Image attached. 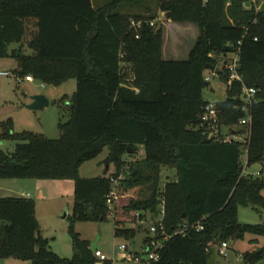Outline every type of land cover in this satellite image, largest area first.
<instances>
[{
  "label": "trees",
  "instance_id": "16d2710c",
  "mask_svg": "<svg viewBox=\"0 0 264 264\" xmlns=\"http://www.w3.org/2000/svg\"><path fill=\"white\" fill-rule=\"evenodd\" d=\"M118 1L95 8L91 0H0V57L16 60L15 74L53 86L75 81L72 95L57 102L60 117L66 116L57 123L58 138L12 133L9 120L0 132L1 139L18 142L11 153L0 151V180L73 181L68 226L73 254L61 258L50 250L33 200L7 196L0 197V260L94 264L90 244L73 231V221L105 219L110 179L121 171L124 154L139 151L141 158L128 164L121 184L126 190L149 184L150 192L129 201L126 209L138 213V220L147 213L153 217L162 199L165 232L187 226L184 235L166 240L158 261L151 264H212L210 245L245 233L264 236V225L237 222L238 207L264 210V180L242 172L244 143L206 140L191 129L210 104L201 96L205 73L222 61L217 76L226 82L228 58L237 54L242 85L255 90L248 108L246 166L264 164V9L244 10L246 0H159L157 9L164 20L198 28L186 59L164 60L162 26L155 25L156 16L130 17L114 11ZM130 20H141V27L134 29ZM150 21L151 26L146 23ZM29 32L31 38L24 40ZM11 44L17 48L9 51ZM24 48L31 54H24ZM242 85L233 81L225 89V99L213 104L225 126L244 116ZM104 148L105 162L114 164V172L79 177V167ZM161 167L175 174L160 188ZM198 224L201 230H196ZM134 232L115 223V237ZM261 257L264 248L245 252L240 264H256Z\"/></svg>",
  "mask_w": 264,
  "mask_h": 264
},
{
  "label": "rangeland",
  "instance_id": "374dc122",
  "mask_svg": "<svg viewBox=\"0 0 264 264\" xmlns=\"http://www.w3.org/2000/svg\"><path fill=\"white\" fill-rule=\"evenodd\" d=\"M110 0H91L93 7H101ZM112 1V0H111ZM159 0H120L114 11H120L130 17L134 15H155V25L162 26L161 58L183 60L186 59L190 49L193 47L198 36V28L194 23H173L164 20L162 13L158 11ZM244 10L254 11L264 9V0H246L243 3ZM27 26L32 30L31 23ZM29 32L25 39L31 38ZM17 48L11 44L8 48ZM24 54H31V50L24 48ZM220 61L215 69H221ZM17 68L16 60L10 55L0 57V71L7 72L8 76H0V132L2 124L9 120L12 133L30 132L41 134L46 138L56 139L59 136L57 123L66 116L60 117L57 102L61 97H70L75 90V81L70 79L58 86L47 85L33 78L32 82L21 80L15 74ZM206 72L205 75H209ZM210 77L208 86L204 87L202 99L210 104L221 102L225 99V87L218 76ZM22 79V78H21ZM42 95L48 100V105L41 109H30L27 106L32 102L31 97ZM18 142L11 139L0 138V151L11 153ZM108 150L102 152L92 160L84 162L78 169L81 178H95L109 175L114 172L113 163L107 164L105 159ZM264 155V150H263ZM141 151L136 155L124 154L122 160L124 165L120 173L125 176V167L130 162L139 160ZM244 156L240 157L242 162ZM245 174L253 175L264 180V164L255 163L249 167L245 166ZM174 170L169 167H161L159 170V187L163 181L174 177ZM124 199H119L113 212H109L103 220L73 221V231L90 245L96 242V247L113 264H142L146 256L142 253L143 240L149 236L148 228L152 217L146 214L142 220H137L132 211L126 206L129 201L140 200L149 195V184L138 185L130 188ZM23 197L34 202V213L39 223L41 235L48 240L50 250L61 258H70L73 254L71 238L68 226L72 219L73 210V181L72 180H37V179H4L0 180V197ZM119 222L121 229H134V235L130 237L114 236L115 223ZM237 222L240 224L264 225V210L254 209L250 206L238 207ZM126 246V253L137 254V260L126 261L116 259L119 245ZM227 249L225 256L217 253L219 243L210 245V261L212 264H240L241 255L245 252L258 251L264 248V236L245 233L242 238L226 240ZM142 260V261H141ZM1 264H30L28 261L7 258L0 260ZM256 264H264L261 257Z\"/></svg>",
  "mask_w": 264,
  "mask_h": 264
},
{
  "label": "built area",
  "instance_id": "2783aa9c",
  "mask_svg": "<svg viewBox=\"0 0 264 264\" xmlns=\"http://www.w3.org/2000/svg\"><path fill=\"white\" fill-rule=\"evenodd\" d=\"M205 1V0H203ZM150 26L153 24V21L146 22ZM130 25L134 29H138L142 25L141 20H130ZM210 56V55H209ZM238 68V55L232 54L228 58V63L226 65V71L228 74V78L226 82H224L225 89H230L233 81H237L241 83V77L237 73ZM215 71H211L209 75H205L204 81H209L210 77L215 76ZM0 76H8L7 72L0 71ZM217 76V75H216ZM17 82L21 80H25L27 82H32L33 79L30 76H25L24 78L16 79ZM254 95L255 90L253 88H246L245 86H241L240 98L243 102L242 111L244 112V116L237 122L235 125H223L220 122V112L213 104H209L206 106L204 111L199 115L198 122L196 125H192L191 129L199 130L201 134L204 136L206 140L221 142V143H230L232 141H241L244 143L242 148V156H244L242 163V172L246 166V153H247V143L250 135V123L251 116L248 112L249 106L254 103ZM242 130V131H241ZM128 170V166L125 167V171ZM244 173V172H243ZM124 174L120 173L110 179L111 186L106 195L105 203L109 212H113L116 203L119 199H124L127 196V191L124 187H122V181L124 179ZM135 217L138 220V213H135ZM164 220V205L163 200H160L158 213L152 217V221L150 222L148 233L149 236L143 242V250L142 253L146 256L145 260H141L142 264H151L157 262L160 257V250L162 249L164 243L171 235H184L187 226L183 225L180 228L174 230L172 234H167L164 230L163 225ZM201 225H197L196 230H201ZM227 249L226 242H222L218 247V254L221 256H225V250ZM116 259L133 261L137 260V254L126 253V246L119 245L117 248ZM95 257L94 264H102L104 261H111L112 259H108L99 249H96L92 252Z\"/></svg>",
  "mask_w": 264,
  "mask_h": 264
},
{
  "label": "water",
  "instance_id": "95a60500",
  "mask_svg": "<svg viewBox=\"0 0 264 264\" xmlns=\"http://www.w3.org/2000/svg\"><path fill=\"white\" fill-rule=\"evenodd\" d=\"M203 86L204 87L208 86V82L204 81ZM31 101L32 102L27 106L30 109H41V108L47 106L48 103H49L48 100L42 95H34V96H32L31 97ZM167 179H168V177H166L165 180H167ZM96 249H98V247H96V242H93L90 245V250L93 252Z\"/></svg>",
  "mask_w": 264,
  "mask_h": 264
},
{
  "label": "crops",
  "instance_id": "0c3cea01",
  "mask_svg": "<svg viewBox=\"0 0 264 264\" xmlns=\"http://www.w3.org/2000/svg\"><path fill=\"white\" fill-rule=\"evenodd\" d=\"M109 2H111V0L110 1H108L107 3H109ZM92 3V2H91ZM107 3H104V4H107ZM162 59H164V60H168V59H165V58H162ZM37 220V219H36ZM39 224V223H38ZM1 264V263H0Z\"/></svg>",
  "mask_w": 264,
  "mask_h": 264
}]
</instances>
